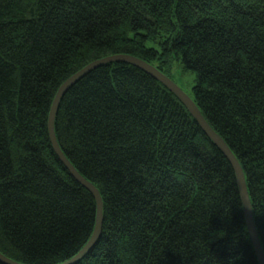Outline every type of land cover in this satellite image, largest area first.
Wrapping results in <instances>:
<instances>
[{
    "label": "trees",
    "instance_id": "obj_1",
    "mask_svg": "<svg viewBox=\"0 0 264 264\" xmlns=\"http://www.w3.org/2000/svg\"><path fill=\"white\" fill-rule=\"evenodd\" d=\"M114 55L195 73L190 98L243 170L264 253V0H0V254L61 264L90 238L95 200L47 118L69 77ZM55 135L103 202L77 264H258L231 165L145 72L87 73Z\"/></svg>",
    "mask_w": 264,
    "mask_h": 264
},
{
    "label": "water",
    "instance_id": "obj_2",
    "mask_svg": "<svg viewBox=\"0 0 264 264\" xmlns=\"http://www.w3.org/2000/svg\"><path fill=\"white\" fill-rule=\"evenodd\" d=\"M111 63H125L132 65L141 71L145 72L149 76H151L153 79L158 81L162 86H164L169 92H171L182 104L183 106L188 110L189 114L192 116V118L196 121L198 126L201 128L203 133L208 137V139L218 148V150L223 154V156L226 158V160L231 165L235 178L236 183L240 195V200L242 203L243 213L245 217L246 227L248 231V235L251 241V244L253 246L258 264H264V253L257 235L255 223L253 220L252 215V206L246 186L245 181V175L243 173V170L237 161L236 157L233 155V153L230 151V149L227 147V145L224 143V141L216 134V132L209 126L207 121L202 116L200 110L195 105L193 100L190 98L189 95H187L175 82H173L169 77L161 73L158 69L150 65L149 63L134 57L130 55H114L109 56L97 61H94L69 77L57 90L54 99L51 103L48 118H47V133L48 138L50 141V145L52 148V151L56 155L59 162L62 164V166L66 169V171L69 173V175L83 188H85L94 198L95 204H96V217H95V223L93 232L86 242V244L77 252L76 255H74L69 260L61 263V264H77L94 246V244L97 242L100 231H101V225L103 220V202L100 196V193L98 189L90 183L88 180H86L82 175H80L77 170L72 166V164L66 159L65 155L62 153L57 138L55 135V118L56 113L58 110L59 103L63 97V95L77 82L79 81L83 76H85L90 71L101 67L106 64ZM0 264H21L14 262L6 257H4L2 254H0Z\"/></svg>",
    "mask_w": 264,
    "mask_h": 264
},
{
    "label": "rangeland",
    "instance_id": "obj_3",
    "mask_svg": "<svg viewBox=\"0 0 264 264\" xmlns=\"http://www.w3.org/2000/svg\"><path fill=\"white\" fill-rule=\"evenodd\" d=\"M168 74L186 94L192 96L196 75L194 72L184 70L179 62L173 61L170 64Z\"/></svg>",
    "mask_w": 264,
    "mask_h": 264
}]
</instances>
